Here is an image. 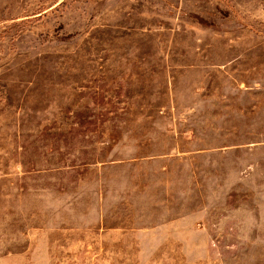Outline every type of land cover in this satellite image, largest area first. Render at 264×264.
I'll return each mask as SVG.
<instances>
[{"label": "rangeland", "instance_id": "obj_1", "mask_svg": "<svg viewBox=\"0 0 264 264\" xmlns=\"http://www.w3.org/2000/svg\"><path fill=\"white\" fill-rule=\"evenodd\" d=\"M0 264H264V0H0Z\"/></svg>", "mask_w": 264, "mask_h": 264}]
</instances>
